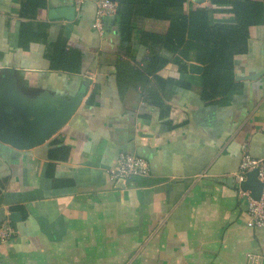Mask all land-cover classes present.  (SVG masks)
I'll return each instance as SVG.
<instances>
[{
    "label": "crops",
    "instance_id": "obj_1",
    "mask_svg": "<svg viewBox=\"0 0 264 264\" xmlns=\"http://www.w3.org/2000/svg\"><path fill=\"white\" fill-rule=\"evenodd\" d=\"M27 1L0 0V103L81 99L43 144L0 141V232L15 230L0 239V264H264V228L247 226L236 177L245 153L264 158V24L235 57L236 88L207 100L197 62L182 68L168 54L158 78L145 71L140 31L164 35L169 20L136 15L124 42L117 12L94 28L98 0H44L21 16ZM200 6L211 3L186 0L183 12ZM212 18L235 23L232 12ZM25 22L36 36L22 46ZM61 47L77 52V70L58 67ZM121 154L144 157L149 175L113 180Z\"/></svg>",
    "mask_w": 264,
    "mask_h": 264
},
{
    "label": "trees",
    "instance_id": "obj_2",
    "mask_svg": "<svg viewBox=\"0 0 264 264\" xmlns=\"http://www.w3.org/2000/svg\"><path fill=\"white\" fill-rule=\"evenodd\" d=\"M43 1L28 0L23 3L20 15L36 17L37 10L45 5ZM117 1L116 23L124 42H131L134 37L136 15L170 21L169 30L164 35L140 31L139 42L149 50L145 71L156 76L170 59L182 68L185 62H197L203 66L202 94L207 100L222 97L236 88L235 57L247 52L250 27L264 24V0H209L211 6H200L189 14L183 12L186 0ZM217 11L232 12L235 23L214 22L212 15ZM34 31L30 23H23L19 34L20 45L24 46L25 42L34 39ZM74 53L77 52H72L70 58L61 47V65L58 67L77 70ZM67 62L75 63V67H68L65 65ZM124 74V70L118 74L121 85Z\"/></svg>",
    "mask_w": 264,
    "mask_h": 264
},
{
    "label": "water",
    "instance_id": "obj_3",
    "mask_svg": "<svg viewBox=\"0 0 264 264\" xmlns=\"http://www.w3.org/2000/svg\"><path fill=\"white\" fill-rule=\"evenodd\" d=\"M74 11V8L62 11V15H59L58 18L62 16L72 19ZM189 67L191 72L202 74L203 67L201 65L191 63ZM80 99L81 95H75L69 101L61 100L58 105L50 102L38 105H20L22 103L20 101L19 103L9 99L1 101L0 141L19 150H27L43 144L70 119L76 111ZM240 188L242 191H250L255 199L260 197L262 183L256 169L247 172L246 179L240 183ZM17 215L16 212L12 213V219L16 220Z\"/></svg>",
    "mask_w": 264,
    "mask_h": 264
},
{
    "label": "built area",
    "instance_id": "obj_4",
    "mask_svg": "<svg viewBox=\"0 0 264 264\" xmlns=\"http://www.w3.org/2000/svg\"><path fill=\"white\" fill-rule=\"evenodd\" d=\"M86 0H75L77 7H80ZM117 12V3L113 0H98L96 20L94 28L98 31L103 29V18L114 15ZM264 133V124L262 126ZM258 171V177L262 183V192L258 199L252 197L250 191L240 190V194L246 200L248 215L247 226L264 228V158H254L249 153L242 156L239 170L236 174L241 183L246 179V174L252 170ZM109 175L113 180L126 181L134 177H146L149 175V164L144 157L135 154H121L115 165L110 169ZM15 234V230L7 222L0 232V239L6 240Z\"/></svg>",
    "mask_w": 264,
    "mask_h": 264
}]
</instances>
